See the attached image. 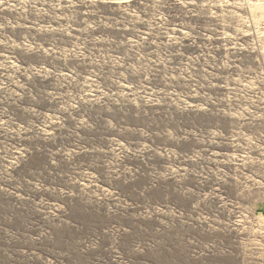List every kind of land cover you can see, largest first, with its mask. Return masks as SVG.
<instances>
[{"label":"rangeland","instance_id":"obj_1","mask_svg":"<svg viewBox=\"0 0 264 264\" xmlns=\"http://www.w3.org/2000/svg\"><path fill=\"white\" fill-rule=\"evenodd\" d=\"M0 264H264V0H0Z\"/></svg>","mask_w":264,"mask_h":264},{"label":"trees","instance_id":"obj_2","mask_svg":"<svg viewBox=\"0 0 264 264\" xmlns=\"http://www.w3.org/2000/svg\"><path fill=\"white\" fill-rule=\"evenodd\" d=\"M134 2H130V4H133ZM100 4V3H99ZM123 4H125V3H123ZM109 6H111V7H116L117 6V4L116 3H109L108 4ZM107 15H111V16H113V14H111V12H107L106 13ZM50 18L49 17H47V16H43V17H41L40 18V22L41 23H43V24H50ZM123 39H128L129 38V34L128 33H126V34H124L123 36ZM117 38V37H116ZM121 39V38H120ZM188 51V50H187Z\"/></svg>","mask_w":264,"mask_h":264},{"label":"bare ground","instance_id":"obj_3","mask_svg":"<svg viewBox=\"0 0 264 264\" xmlns=\"http://www.w3.org/2000/svg\"><path fill=\"white\" fill-rule=\"evenodd\" d=\"M120 2V1H119Z\"/></svg>","mask_w":264,"mask_h":264}]
</instances>
